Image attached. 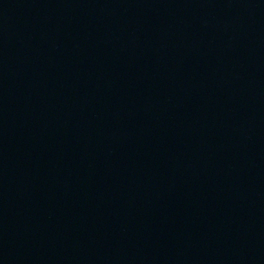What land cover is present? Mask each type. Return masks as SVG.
Segmentation results:
<instances>
[{"label":"water","instance_id":"1","mask_svg":"<svg viewBox=\"0 0 264 264\" xmlns=\"http://www.w3.org/2000/svg\"><path fill=\"white\" fill-rule=\"evenodd\" d=\"M0 264H264V0H0Z\"/></svg>","mask_w":264,"mask_h":264}]
</instances>
